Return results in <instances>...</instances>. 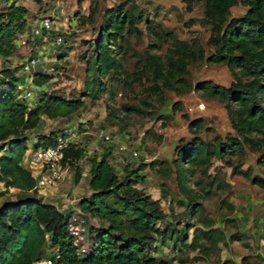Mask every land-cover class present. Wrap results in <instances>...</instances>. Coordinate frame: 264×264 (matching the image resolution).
Listing matches in <instances>:
<instances>
[{"label":"rangeland","instance_id":"rangeland-1","mask_svg":"<svg viewBox=\"0 0 264 264\" xmlns=\"http://www.w3.org/2000/svg\"><path fill=\"white\" fill-rule=\"evenodd\" d=\"M12 3L28 8L29 26L42 16L52 17L60 27L65 42L40 59L36 69L53 74L49 82L40 86L21 69L29 50L21 41L26 37L22 33L27 29L20 32L15 39V52L9 57L0 55L1 83L11 78L4 74L5 70L18 76V80L23 79L20 90L30 87L35 92L28 99L31 105L37 101L40 92H54L67 97L82 96L85 100L84 105L72 115L45 117L38 127L28 130L29 148L39 134L52 130L77 133L76 140L85 148L84 155L76 163L83 170L82 179L76 182V168L69 165L61 184L55 188H43L38 195L59 206L66 202L61 200L65 197L72 200L71 205L80 208L79 200L92 192L89 186L90 159L94 155L101 156L108 149L112 151L111 162L121 176L140 164L159 160L155 168L142 170L145 178L138 186L161 199L167 217L160 224L162 227L172 224L177 232L166 240L157 236L154 254L165 264H264V187L252 181L253 175L264 178V165L259 161L264 153V145L253 148L243 142V149L236 155L214 157L207 172H198L191 182L196 192L203 193L210 188L211 193H204L198 199L201 206L191 210L186 197L178 189L175 177L173 157L176 147L183 139L188 140L195 135L206 141L216 137L226 140L230 136H239L232 126L225 102L196 89L181 94L165 89L166 98L162 102L157 94L149 92L148 86L153 81L148 75L134 82L133 76L125 77V73L114 70L101 76L96 63V43L106 23L105 10L121 3L141 16L139 26L144 31L140 38L137 35L121 38L120 50L111 43L114 54L123 57L124 68L130 73L142 68L146 50L162 55L168 52L172 39L162 33V28L193 42L195 47L204 48L206 54L212 53L216 47L209 42L211 26L204 19V0H195L192 10L188 9L186 0H1L0 11ZM247 10V5L238 2L231 9V16L241 17ZM149 21L159 23V33L148 29ZM188 77L194 84L203 79H212L230 85L233 80L227 64L208 63L203 59L189 65ZM98 78L105 83V90L98 98H93L96 88L94 80ZM177 101L181 104L175 108ZM201 101L206 104L204 109L198 107ZM126 105L139 107L141 111L127 109ZM195 118H203L202 127L190 125ZM252 135L262 136L256 133ZM120 143L126 144L128 149L120 150ZM235 166L241 170L250 167L252 173H238ZM196 180H200V183L197 184ZM164 188L167 190L166 196H162ZM16 194L14 188H6L4 182L0 181V204ZM88 220L90 225L107 224L105 220L90 214ZM195 228L211 231V241L202 239L210 245L208 254L185 245L179 239V234L186 229L190 242ZM47 252L46 255H50Z\"/></svg>","mask_w":264,"mask_h":264},{"label":"trees","instance_id":"trees-1","mask_svg":"<svg viewBox=\"0 0 264 264\" xmlns=\"http://www.w3.org/2000/svg\"><path fill=\"white\" fill-rule=\"evenodd\" d=\"M194 1L186 0L189 10L193 9ZM238 2L247 5L248 10L241 17L231 16L232 7ZM204 6V19L211 26L209 42L216 47L210 54L162 28V33L172 39L168 52L162 55L146 50L142 68L130 73L124 68L123 57L114 54V48L121 49V38L132 35L140 38L144 31L139 26L141 16L129 11L123 3L105 10L106 23L96 43V63L101 76L114 70L125 73V77L133 76L134 82L148 75L153 81L148 86L149 92L157 94L162 102L166 98L165 89L179 94L191 89L204 90L225 102L232 126L239 136L206 141L195 135L183 139L176 147L173 157L175 177L191 210L201 206L200 197L211 193L210 188L203 193L196 192L191 182L198 172H207L214 157L236 155L243 149V142L253 148L264 145V0H204ZM27 13L25 5L16 3L0 11L1 56L9 57L15 52L17 35L29 26ZM158 26L159 23L153 21L147 24L154 33H159ZM199 59L227 64L233 75L231 84L224 85L212 79L194 84L188 77V70L189 65ZM4 72L11 78L3 80L9 89L0 94V181L6 188H14L17 194L0 204V264H34L46 256L49 247H59V260L69 264H165L154 254L155 242L157 236L166 240L177 232V228L172 224L161 226L160 222L167 217L161 199L138 186L145 178L142 170L155 168L159 160L140 164L121 176L111 162L110 149L101 156L91 157L89 186L92 192L78 204L85 213L103 219L107 224L90 225L89 251L85 256H79L66 227L70 210L61 209L38 195L36 178L23 159L30 146L28 130L37 127L43 115L49 118L70 116L84 105L85 100L82 96L40 92L35 104L31 105L19 98L18 89L22 83L18 76L9 70ZM52 78L53 74L47 71L33 73L36 85L42 86ZM0 84H3L1 79ZM94 85L92 96L98 98L105 90V83L98 78ZM180 104L177 101L175 108ZM126 108L141 111L136 106L126 105ZM203 124V118L190 122L197 128ZM58 132L39 134L35 146L55 144ZM84 152L82 145L74 144L65 150L64 164L75 166L76 182L82 179L83 170L76 163ZM259 161L264 165V153ZM234 169L244 175L252 173L250 167L241 170L235 166ZM252 181L264 187V178L253 175ZM166 195L164 188L162 196ZM212 236L209 229L195 228L190 242L186 229L179 234V239L208 254L210 245L202 239L211 241Z\"/></svg>","mask_w":264,"mask_h":264},{"label":"built area","instance_id":"built-area-1","mask_svg":"<svg viewBox=\"0 0 264 264\" xmlns=\"http://www.w3.org/2000/svg\"><path fill=\"white\" fill-rule=\"evenodd\" d=\"M59 29L60 27L54 23L52 17L42 16L22 33L26 37L21 41L24 47L29 50V55L22 62L21 69L29 76L28 78L32 82L33 73L37 71L36 68L42 56L48 55L54 48H59L64 45L65 38ZM8 89L9 87L6 83L0 84V94ZM20 89H18L19 98L28 101V99L34 96L35 92L30 87ZM198 107L204 109L206 107L205 102H199ZM76 135L77 133L59 131L55 144L35 146V143H33L32 147L28 148L29 152L27 150L28 154L27 157H24L23 163L32 171L36 178V188L39 191L43 188H55L63 182L65 170L69 166V164H64L65 150L72 144L76 146L81 145L76 140ZM118 148L125 151L128 149V146L120 143ZM132 152L137 153L136 150H132ZM68 202L71 204L72 200ZM66 227L76 248V253L79 256H85L90 248L88 214L81 207H71ZM34 264L69 263L59 260V247H53L50 255L36 260Z\"/></svg>","mask_w":264,"mask_h":264},{"label":"crops","instance_id":"crops-1","mask_svg":"<svg viewBox=\"0 0 264 264\" xmlns=\"http://www.w3.org/2000/svg\"><path fill=\"white\" fill-rule=\"evenodd\" d=\"M23 71V70H22ZM19 83H22L23 84V79H21V82L19 81ZM21 85V84H20ZM35 104V102L32 104V105H34ZM45 117H47L46 115H43V117H42V121L45 119ZM38 127V126H37ZM36 140L34 141V142H32V143H35L36 141H37V139L38 138H35ZM28 152H29V150H28ZM28 152H26V154H25V156L24 157H27V154H28ZM54 192V191H53ZM48 195V194H47ZM50 195V194H49ZM158 198V197H157ZM61 199V198H60ZM61 200H64V201H66V202H64V204L61 206H59L61 209H64V208H67V207H74V205H71L70 204V202H68L70 199H66L65 197L64 198H62ZM48 251L49 252H51V251H53V247H49L48 248Z\"/></svg>","mask_w":264,"mask_h":264}]
</instances>
